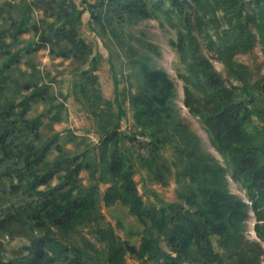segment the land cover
I'll use <instances>...</instances> for the list:
<instances>
[{"label":"trees","instance_id":"16d2710c","mask_svg":"<svg viewBox=\"0 0 264 264\" xmlns=\"http://www.w3.org/2000/svg\"><path fill=\"white\" fill-rule=\"evenodd\" d=\"M12 1L0 0V56L7 58L0 67V233L22 227L40 234L31 235L30 243L14 249L11 257L3 255L4 244L0 241V264H94V245L89 242L84 247L68 235L78 225L98 222L103 217L101 201L128 205L145 231L136 246L121 240L112 227L96 226L105 241L106 263L125 264L127 251L135 254L140 264H186L192 257L215 261L220 257L211 240L215 235L220 244L229 247L234 264H243L240 242L249 208L256 217V233L264 240V73L252 78L247 71L237 70L235 84L216 71L204 54L193 52L189 60L181 56L187 69L182 74L186 82L184 103L202 117L212 143L226 158L224 166L202 151L177 119L172 106L174 84L167 73L140 61L144 81L131 94V102L136 124L141 126L137 133L149 138L141 147L150 156L141 158L156 178L163 179L170 165L159 149L172 140L177 160L182 163L177 170L181 200L146 202L133 177L135 153L125 143V139L132 141L133 135L120 130L118 114L102 125L104 132L94 154L90 150L81 155L69 154L56 140L59 135L43 139L41 119L27 114L31 100L44 96L42 87L20 101L2 97L8 78L4 70L18 62L23 52L49 46L57 55L81 60H88L93 53L91 44L80 35L83 8L75 0H23L20 5ZM84 2L94 20L107 19L115 36L117 26L157 12L169 19L179 18L188 29L189 21L194 19L206 24L210 21L216 26L215 36L209 39L232 69L234 53L254 43L252 25L264 33V0ZM37 8L43 12L41 24H30L31 12ZM218 9L227 21L225 28L220 25ZM29 28L39 31L40 41L13 51L19 34ZM183 36L180 31L179 41L175 42L181 53ZM91 59L95 63L96 55ZM97 78L92 71L82 72L79 84L91 110L103 117L105 108ZM87 82L93 87L87 88ZM52 146L58 150L54 159L49 158ZM87 166L99 181L89 185L82 182L80 171ZM228 173L245 189L250 203L229 190ZM54 177L56 183L52 182ZM100 181L108 184L104 193Z\"/></svg>","mask_w":264,"mask_h":264},{"label":"rangeland","instance_id":"374dc122","mask_svg":"<svg viewBox=\"0 0 264 264\" xmlns=\"http://www.w3.org/2000/svg\"><path fill=\"white\" fill-rule=\"evenodd\" d=\"M22 1L13 0L12 3L20 5ZM75 1L79 7L83 8L80 35L93 47V53L89 55L88 60L57 55L50 51L49 46L32 48L30 51L23 52L18 62L4 70L8 78H6L2 97L20 101L38 86L42 87L44 96L31 100L27 114L30 118L39 117L41 119L40 130L43 139L59 135L56 140L65 146L69 154L81 155L87 150L94 154L104 132L102 125L111 117L116 119L118 114L120 130L133 135V140L125 139V143L131 146L135 153L133 177L144 201L156 203L157 200H181L177 170L182 163L177 160L172 140L159 149L160 154L170 165L169 170L165 169L163 179L156 178L147 166V161L141 158L150 156L148 150L141 147L142 143L147 142L149 138L137 133L141 126L136 124L131 102V94L136 93L144 81L140 61L148 63L151 68L167 73L174 84L172 106L178 116L177 119L186 126L202 151L211 154L222 165L227 166L226 158L212 143L210 132L202 117L190 111L184 103L186 82L182 74L187 73V69L186 61L181 56L183 54L185 59L189 60L193 52L202 53L213 63L216 71L229 82L237 84L238 79L235 72L237 70L247 71L252 78L264 73L263 31H259L257 26L252 25V30L256 33L254 43L252 47L240 49L234 53L232 62L235 64L232 69L228 61L217 53L214 44L209 39L210 35L215 36L213 32L216 26L210 21L206 24L202 19L198 21L194 19L192 22L189 21L191 24L188 25V29L179 18L169 19L163 13L157 12L150 17L128 21L117 26V36H115L108 28L107 19H103L102 22L94 20L84 0ZM13 11L15 15L18 14L16 8ZM209 15L211 14L207 16ZM217 15L221 19V27L225 28L227 21L223 17V11L218 9ZM42 16V10L34 9L31 12L29 23L39 22L41 24ZM180 31L184 33L182 53L175 43L179 41ZM39 41V31L29 28L19 34L18 41L12 46V50L18 51L23 46L36 45ZM94 55H96L95 63L91 59ZM4 59H7L6 55L0 56V67ZM91 71L98 76L96 86L101 93V105L105 108L103 117L91 110L79 84L80 74ZM34 81L38 82L36 86L26 87L24 85ZM88 82L87 88L93 87ZM191 88L193 89L192 86ZM193 90L199 94L196 89ZM56 112L57 115L54 114ZM57 153L58 150L52 146L49 158L54 159ZM80 177L87 185L99 181L96 175L92 174L90 166L81 169ZM57 181V177L52 180L53 183ZM107 186V183L100 181L101 193H104ZM228 188L232 193L250 203L245 189L233 180L229 173ZM100 207L103 217L98 222L80 224L68 236L82 246L89 245V242L94 245L93 251L96 249L94 264H109L105 260V241L95 230L96 226H110L121 240L136 246L141 243L145 231L143 224L129 211L128 205L121 201H115L109 205L101 201ZM255 222L254 211L249 208V215L243 229L244 235L240 242V250L244 257L243 264H264V240L257 235L254 228ZM39 234V231H29L22 227H14L11 231L0 233V241L4 244L3 255L14 256V249L29 244L31 235ZM211 240L215 251L220 254L219 259L206 261L192 257V260L187 261L186 264H234L231 258L233 254L230 253L229 247L220 244L215 235L211 237ZM162 244L167 249L165 243L162 242ZM124 257L125 264H140L137 256L130 251H127Z\"/></svg>","mask_w":264,"mask_h":264}]
</instances>
